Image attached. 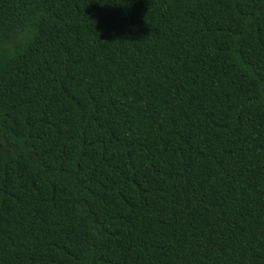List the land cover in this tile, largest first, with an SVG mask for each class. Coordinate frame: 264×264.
<instances>
[{
  "label": "trees",
  "instance_id": "16d2710c",
  "mask_svg": "<svg viewBox=\"0 0 264 264\" xmlns=\"http://www.w3.org/2000/svg\"><path fill=\"white\" fill-rule=\"evenodd\" d=\"M0 264H264V0H0Z\"/></svg>",
  "mask_w": 264,
  "mask_h": 264
}]
</instances>
